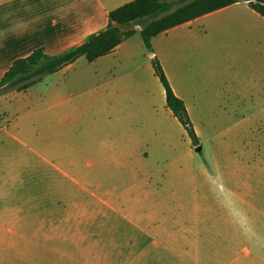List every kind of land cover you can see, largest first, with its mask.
I'll use <instances>...</instances> for the list:
<instances>
[{
    "label": "crops",
    "instance_id": "crops-1",
    "mask_svg": "<svg viewBox=\"0 0 264 264\" xmlns=\"http://www.w3.org/2000/svg\"><path fill=\"white\" fill-rule=\"evenodd\" d=\"M131 1L0 0V80L13 61L36 49L52 56L82 44L106 28L109 12ZM239 4L258 19L244 23L249 29L239 39L244 47L230 54L219 33L235 26L214 16L234 12ZM257 26L264 29V18L240 1L155 36L152 52L137 26L113 52L93 62L81 57L27 91L12 93L0 105L5 104L12 118L0 131V140L9 137L22 155L39 156L46 169L73 172L79 190L61 193L59 177L0 180V264H130L132 243L113 236L141 237L145 231L127 227L128 216L113 206L120 202L116 194H97L106 188V173H131V187L143 191L148 187L146 172L158 171L165 157L180 160L181 151L192 147L167 108L152 59L183 101L193 127L195 118L229 123L238 136L261 141L262 131L257 130H264V30L260 34ZM27 118L54 129L40 147L32 146L21 130ZM227 140L224 150L232 164L238 163L233 168L238 174L246 172L255 189L258 184L264 188V157L256 155V144L245 148L240 138ZM260 149L264 156V144ZM33 189H40L39 194ZM113 216L123 224L116 232L107 228Z\"/></svg>",
    "mask_w": 264,
    "mask_h": 264
},
{
    "label": "rangeland",
    "instance_id": "rangeland-1",
    "mask_svg": "<svg viewBox=\"0 0 264 264\" xmlns=\"http://www.w3.org/2000/svg\"><path fill=\"white\" fill-rule=\"evenodd\" d=\"M234 9V12L214 16V19L228 23L227 25L233 23L235 26L223 28L219 33L224 39V51L230 54L242 51L244 45L239 39L249 35L246 24L258 19L245 10L248 8L243 4ZM256 30L262 34L264 29L257 26ZM47 83L51 81L47 80ZM12 93L14 92L9 91L7 86L0 88V105L7 102ZM4 106L5 104L0 108V131L12 122ZM197 119L195 118L194 130L199 138L201 152H195V147L191 144L190 151H181L180 160L163 158L158 171L145 173L144 182L148 183V187L143 191L131 187L135 182L131 173L109 172L106 173L109 174V179L105 182L101 179L106 188L99 189L97 194H107L106 191L116 194L120 202L113 206L120 215L128 216L127 227L145 231L141 237L113 236L117 240L132 243V248L127 251L130 264L264 262L263 185L258 184L255 189L253 184H249L246 172L238 174L233 168L238 163L232 164V156L224 150L230 142L228 137L234 143L240 138L245 148L256 144V155L262 158L264 156L260 144H264V130H257L262 131V134L261 141H256L252 137L245 139L238 136L232 124L203 123ZM38 120L27 118L20 125L25 137H30V143L34 147L35 144L40 147L47 136L54 134V129H47ZM261 125L264 128V124ZM261 125L257 124L256 128H262ZM0 145L5 146L0 148V180L39 181L47 178L50 181L59 177L61 193L79 190L72 182L75 180L73 172L57 173L53 166L46 169L39 156L22 155L17 150L19 145L9 137L2 138ZM232 170L236 171V175L232 176ZM33 190H36L33 194H39L40 189ZM118 219L113 216L107 223V228L112 232L123 227ZM97 223L99 224L98 220ZM124 243L123 241L122 244ZM137 248L138 252L135 251Z\"/></svg>",
    "mask_w": 264,
    "mask_h": 264
},
{
    "label": "trees",
    "instance_id": "trees-1",
    "mask_svg": "<svg viewBox=\"0 0 264 264\" xmlns=\"http://www.w3.org/2000/svg\"><path fill=\"white\" fill-rule=\"evenodd\" d=\"M240 1L264 18V0H133L109 12L108 25L102 31L90 35L82 44L58 55H47L36 49L27 57L13 61L0 80V88L7 86L12 92H25L65 66L84 57L87 62L105 56L141 27L140 36L147 51L152 52V39L181 24L221 10ZM120 26H124L123 31ZM152 66L155 76L164 89L167 108L183 126L191 144L199 146V138L181 99L173 92L169 81L154 57Z\"/></svg>",
    "mask_w": 264,
    "mask_h": 264
},
{
    "label": "water",
    "instance_id": "water-1",
    "mask_svg": "<svg viewBox=\"0 0 264 264\" xmlns=\"http://www.w3.org/2000/svg\"><path fill=\"white\" fill-rule=\"evenodd\" d=\"M119 28H120L121 31H123L125 29L124 26H120ZM195 152H197V153L201 152V146L200 145L195 148Z\"/></svg>",
    "mask_w": 264,
    "mask_h": 264
}]
</instances>
